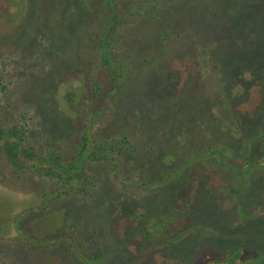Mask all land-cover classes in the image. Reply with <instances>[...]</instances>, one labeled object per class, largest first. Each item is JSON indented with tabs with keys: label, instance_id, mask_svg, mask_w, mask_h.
Masks as SVG:
<instances>
[{
	"label": "rangeland",
	"instance_id": "obj_1",
	"mask_svg": "<svg viewBox=\"0 0 264 264\" xmlns=\"http://www.w3.org/2000/svg\"><path fill=\"white\" fill-rule=\"evenodd\" d=\"M115 2L111 24L107 0L71 14L63 0H31L16 34L0 32V130L39 158L15 168L0 139V264H227L218 251L232 253L238 237L264 241V170L249 176L239 167L228 175L219 166L232 185L224 178L209 188L198 179L180 185H195L193 204L171 227L187 229L158 242L148 230L167 222L161 213L168 203H156V190L147 192L154 203L136 199L112 166L120 162L125 173L135 167L128 148L140 143L148 150L150 134L146 156L155 163L179 160L182 132L205 134L195 154L212 148V125L202 129L198 122H234L228 102L217 113L199 104L220 82L240 97L241 118L249 125L261 120L252 130L258 129L264 120V0ZM106 35L110 63L102 54ZM157 57L167 60L153 66ZM211 59L220 63V78L215 68L205 73ZM126 63L136 68L131 74L122 68ZM222 129L224 139L229 131ZM250 135L238 130L232 144ZM86 136V151L77 158ZM104 142L120 143L127 153L98 155L95 147ZM190 152L185 162L195 156ZM187 189L175 191L170 205H188ZM237 189L243 205L230 195ZM247 226L256 230L245 235Z\"/></svg>",
	"mask_w": 264,
	"mask_h": 264
},
{
	"label": "flooded vegetation",
	"instance_id": "obj_2",
	"mask_svg": "<svg viewBox=\"0 0 264 264\" xmlns=\"http://www.w3.org/2000/svg\"><path fill=\"white\" fill-rule=\"evenodd\" d=\"M110 39H107V42H109ZM146 55H148L146 53ZM153 56H157L154 54ZM164 57V56H161ZM157 57L154 62H152L153 66L157 64H162L161 62H165V58ZM165 59V60H164ZM162 60V61H160ZM158 61V62H157ZM160 62V63H159ZM219 62H216L214 59H211L210 64L206 67L205 73L208 71H212L211 68L214 69V75H218V77H221V68H218ZM209 67V70H208ZM123 69H127L126 72L127 74H131L132 71H134L133 64L132 63H126L122 65ZM140 69V68H139ZM113 72H111V78L113 75L117 74L118 75V69L115 70L112 69ZM216 70V71H215ZM137 77H140L139 75H136ZM223 76V75H222ZM110 78V79H111ZM146 78V77H145ZM117 79V78H116ZM129 81V80H128ZM220 81V80H219ZM114 82V81H113ZM110 84V83H109ZM116 84V82H114ZM105 93V92H102ZM106 98V97H104ZM240 97L236 95V92H233L230 88H225L221 82H220V87H218L216 93L210 94L209 98L207 101L204 100V98L200 99V105H207L211 110H213L214 113H217V111L221 108L220 105L223 103H229L230 108L232 111L233 115V124L228 125L223 123L222 121H217L215 119H211L210 117H204L201 119L198 124L204 128V124L208 123L212 125L213 131L214 132H208L210 134V137H213V144L212 148H209L207 150L202 151L201 153L195 154L196 152L200 151L201 146L205 143L204 141V133H200L197 135H187L185 133H181V139L182 141L179 142V144L182 146L179 149V152L181 155H178L179 160L175 162L173 159L166 160V164H164V161H162L163 164H161L160 161H156V163L152 160H149L147 158L146 152L151 151V144H152V134H150L151 138V143H149V149L144 150L141 148V144H137L139 146L138 148H128V152L133 154L135 158L134 161L128 162L129 165H134L135 167L130 168L126 171L125 169L120 170V162H118L119 166H116L115 164L112 165L113 168L119 171L118 176L120 177L121 180H119L120 184L124 186V189L131 188L134 189L133 195L136 197V199L144 198V201H151L154 203L152 199L149 198L147 192L150 190H156V203L159 204H164L165 206L168 203L167 210H165V214L161 213L163 217L162 219H166V227L165 228H160L159 222L155 223V230H148L150 232L149 236L151 240L153 241H160V242H165L166 239H170L172 236L177 235L181 233L182 231L186 230L187 228H174L171 227V225L175 226V223L177 221H183L186 216L189 213V208L193 204L192 202V194L190 193L191 191L194 190L195 185H193L190 188L189 192V199L190 201H187L188 205H184L181 207H174L170 204H174L171 202L174 197H175V191L178 194L179 192H182V190H186L187 188L183 187L182 189L178 190V187L180 185L187 184L191 179L192 181L194 179H198L200 181H203V184L201 187H206L209 188L211 185L210 184H217L219 180L224 178L225 183H230L232 185V180L227 177L222 175V171L219 169L220 167L228 168L229 172L232 170L233 174L237 172V168L243 167L245 170L243 171L247 175L251 176L252 174H257V169H261L262 171L264 170V132L259 136V133L261 131H264V120L260 125H257L258 129L252 130L255 128V123L261 122V120L258 121L254 120L252 125H249L247 121H245V118H241L239 110H237V104L239 103ZM107 101L102 100V102ZM209 102V103H208ZM219 120H221L219 118ZM221 124V125H220ZM242 125V127H241ZM263 126V129H260V127ZM219 127H222L223 129L229 131L227 133V137L223 139V135H225L222 132L217 131ZM246 129V133L248 132L251 134L250 138H246L245 136L244 141H239L235 140V142L238 145L232 144L231 140L233 136L237 133L238 130H243ZM205 129V128H204ZM216 129V130H215ZM222 129V130H223ZM260 129V130H259ZM248 139V140H247ZM222 140H224V143H222ZM132 144V143H130ZM120 147V143L117 144ZM122 145L126 146L128 145L127 143H122ZM141 145V146H140ZM179 145V146H180ZM241 145V149L239 148ZM136 146V145H135ZM198 146V147H197ZM236 147H238L236 149ZM243 149V150H242ZM195 150V151H194ZM120 151L123 153H127L126 150H119L117 151L116 155L120 156ZM192 151V152H190ZM192 153L195 156H193L192 159H190L188 162H185L183 157L188 153ZM114 153L113 151L111 152L110 150L107 151V155H110ZM126 154H123V157ZM223 161L221 160L222 157ZM201 158H204V160L207 159L206 163L209 162V165H206ZM226 159H230V163L228 164V167L222 165V164H217L219 162L225 163ZM150 161V162H149ZM122 162H125L124 159ZM121 162V163H122ZM216 163V165H215ZM139 166V168H138ZM220 166V167H219ZM146 168H148L146 170ZM144 170V171H143ZM146 171V172H145ZM96 175V174H95ZM231 175V172L230 174ZM189 180V181H188ZM131 181V184H127L126 182ZM230 185V186H231ZM187 189V190H188ZM167 190V191H166ZM213 189L211 188L210 191ZM143 192H145L146 196H143ZM230 195H233V199H238L237 202H241L240 205L245 204L243 201L245 196H243L237 189V191H231ZM163 197H166L165 201H162ZM168 199V200H167ZM167 201V202H166ZM181 205V204H179ZM162 206V207H163ZM175 220V221H173ZM243 233L245 235H249L250 233H253L256 229L250 228L252 232L250 231L249 227L242 228ZM145 231L143 230V237L145 236ZM261 233L262 235H260ZM257 233L256 235L259 234L260 236H263L264 234L262 232ZM169 234L170 237H167ZM166 236V237H165ZM253 238V237H252ZM239 241L235 242V246L231 248L232 253H225L223 251H218L219 254H217L220 258L225 259L227 264H264V241L261 243L255 242L257 238H254L253 241L249 238H246L245 236H240L237 238ZM264 239V236H263ZM254 247H258L259 249H256Z\"/></svg>",
	"mask_w": 264,
	"mask_h": 264
},
{
	"label": "trees",
	"instance_id": "obj_3",
	"mask_svg": "<svg viewBox=\"0 0 264 264\" xmlns=\"http://www.w3.org/2000/svg\"><path fill=\"white\" fill-rule=\"evenodd\" d=\"M102 1V0H101ZM97 0H63V3L65 4V7L68 6L67 10L71 12H74L75 9L79 6L85 10V13H88L91 11V6L95 4ZM109 5L112 7V16L110 23L113 24V22L117 19L118 16V10L116 6L115 0H107ZM31 5V0H0V32L3 33H9V35H15L16 32L19 30L20 26L22 23L26 20L27 14L29 13ZM108 33V31H107ZM105 37V43L102 44L103 46V56L105 59V63H110L111 59H109V53L106 51V46L108 45L109 42H107V37ZM109 57V58H108ZM118 68L115 67V70ZM116 78L117 74L113 75L112 79L114 82L118 81ZM120 78V77H119ZM111 79V80H112ZM113 82V83H114ZM96 88V86H95ZM98 88V87H97ZM98 91H101V88H98ZM98 94V92H97ZM5 135L2 130H0V139L4 140ZM21 140V139H20ZM87 136L86 138L83 139L84 143L82 148L80 149L79 154L77 158H81L84 154V151H86V143H87ZM5 142V148L6 152L9 158V161L13 164L15 168H21L27 161L31 162L32 164L35 161H39V158L36 154L25 150L21 147V144H16L14 141L10 140V137L4 140ZM119 146L118 145H110V144H105V142L102 145L96 146L95 147V153L98 155H101V153L107 152V151H113L117 152L119 151ZM94 151V150H93ZM80 160V159H79ZM55 160L54 158H50L49 163H53ZM41 163L42 162H38ZM165 223V224H164ZM159 222V227L160 228H165L167 222Z\"/></svg>",
	"mask_w": 264,
	"mask_h": 264
}]
</instances>
